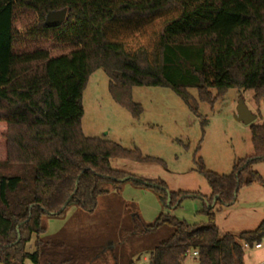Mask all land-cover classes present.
I'll return each instance as SVG.
<instances>
[{
	"label": "trees",
	"instance_id": "trees-1",
	"mask_svg": "<svg viewBox=\"0 0 264 264\" xmlns=\"http://www.w3.org/2000/svg\"><path fill=\"white\" fill-rule=\"evenodd\" d=\"M63 9L65 22L47 27L48 13ZM99 69L114 101L135 118L143 109L132 100L134 87L170 88L190 106L197 103L188 89L209 104L228 90L252 91L260 105L264 0H0V264H126L146 251L149 264H185L191 253L199 264H245L243 243L264 239V221L238 236L221 234L214 208L205 207L209 221L200 226L165 214L141 226L138 214L120 215L126 221L112 237L102 199L131 183L155 190L168 207V189L112 167L114 159L158 160L84 135L83 92ZM251 133L254 154L229 176L200 162L207 205L217 197L231 206L241 187L262 182L254 165L264 162V124H251ZM169 195L174 207L196 194ZM71 209L73 218H99L106 236L99 247L46 235L47 222ZM158 233L165 238L153 243Z\"/></svg>",
	"mask_w": 264,
	"mask_h": 264
},
{
	"label": "rangeland",
	"instance_id": "rangeland-1",
	"mask_svg": "<svg viewBox=\"0 0 264 264\" xmlns=\"http://www.w3.org/2000/svg\"><path fill=\"white\" fill-rule=\"evenodd\" d=\"M109 83V77L102 69L96 70L88 80L82 99L84 135L117 143L127 150H138L143 157L158 160L159 163L139 164L114 159L112 167L138 179L161 182L168 189V207L162 204L155 190L136 188L131 183L124 185L122 191H115L102 199L99 211L107 212L105 217L112 222V237H117L123 228L118 224L124 221L120 215L125 218L128 214H138L141 226L152 224L160 214L200 226L209 221L203 212L205 207L214 208L215 223L221 233L238 236L260 226L264 221V162L254 165L262 182L241 187L231 206L217 205V197L211 205L206 204L205 198L211 195V188L200 172V162L210 172L229 176L239 161L251 157L254 154L251 125L236 121L235 115L243 100L257 116L254 123L264 124V102L257 105L252 91L232 89L213 104L202 103L198 91L188 89L197 103L190 106L170 88L134 87L132 100L143 109L141 116L135 118L128 109L114 101ZM180 192L196 195L186 197L179 206L170 207L169 193ZM74 214L75 210L71 209L63 219H50L46 235L72 237L99 247L106 237L99 230V218L82 212L73 218ZM131 222L134 223L133 219ZM151 238L156 243L164 239L165 234L158 233ZM27 250L34 251V242ZM130 259L133 264H149L150 254L146 251ZM244 261L245 264H264V249L245 250ZM185 264L199 262L191 253Z\"/></svg>",
	"mask_w": 264,
	"mask_h": 264
},
{
	"label": "water",
	"instance_id": "water-1",
	"mask_svg": "<svg viewBox=\"0 0 264 264\" xmlns=\"http://www.w3.org/2000/svg\"><path fill=\"white\" fill-rule=\"evenodd\" d=\"M66 17H67V9L50 12L46 17L45 25L49 28L59 27L65 22ZM256 119L257 116L253 114L245 105L244 101L241 100L237 108L235 120L239 122H243L247 125H251L254 123Z\"/></svg>",
	"mask_w": 264,
	"mask_h": 264
},
{
	"label": "built area",
	"instance_id": "built-area-1",
	"mask_svg": "<svg viewBox=\"0 0 264 264\" xmlns=\"http://www.w3.org/2000/svg\"><path fill=\"white\" fill-rule=\"evenodd\" d=\"M243 248H244V250H247V249H256V250L262 249V248H264V239L260 243L255 244L253 247H251L247 243H243ZM193 256H194V258H197L198 253H194Z\"/></svg>",
	"mask_w": 264,
	"mask_h": 264
},
{
	"label": "crops",
	"instance_id": "crops-1",
	"mask_svg": "<svg viewBox=\"0 0 264 264\" xmlns=\"http://www.w3.org/2000/svg\"><path fill=\"white\" fill-rule=\"evenodd\" d=\"M221 234H226V233H221ZM263 249H264V248H262V249H259V250H263ZM259 250H258V251H259Z\"/></svg>",
	"mask_w": 264,
	"mask_h": 264
}]
</instances>
